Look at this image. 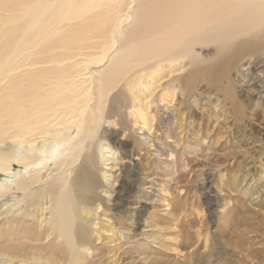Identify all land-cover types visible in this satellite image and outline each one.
<instances>
[{"label":"bare ground","instance_id":"1","mask_svg":"<svg viewBox=\"0 0 264 264\" xmlns=\"http://www.w3.org/2000/svg\"><path fill=\"white\" fill-rule=\"evenodd\" d=\"M261 58L264 0H0V264H162L153 212L159 250H123L122 232L148 213L127 211L142 163L114 180L105 166L117 151L131 157L129 118L151 130L153 99L190 100L206 78L226 81L233 100L231 75ZM234 177L264 205V169L253 184Z\"/></svg>","mask_w":264,"mask_h":264},{"label":"rangeland","instance_id":"2","mask_svg":"<svg viewBox=\"0 0 264 264\" xmlns=\"http://www.w3.org/2000/svg\"><path fill=\"white\" fill-rule=\"evenodd\" d=\"M172 77L161 84L165 87ZM225 84L202 78L190 100L180 90L170 104L153 99L151 130L133 126L129 118L130 128L121 136L137 142L131 157L114 153L110 146L114 154L105 168L113 180L128 165L144 167L138 171L127 211L134 217L145 203L148 213L143 226L134 224L129 235L122 232L124 251L144 241L158 249L151 242L158 228L146 222L153 212L165 223V247L155 254L162 264H264L263 200L257 195L249 198L229 184L236 174L245 178V184H253L251 177L264 169V58L256 64L244 62L231 75L233 100H225ZM105 128L113 126L106 123ZM141 174L145 175L141 191L148 194V202L138 193ZM208 178L211 183L205 188Z\"/></svg>","mask_w":264,"mask_h":264}]
</instances>
